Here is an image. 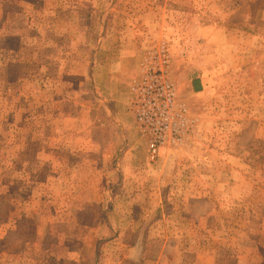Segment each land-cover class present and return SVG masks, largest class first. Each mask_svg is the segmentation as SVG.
<instances>
[{
  "label": "rangeland",
  "instance_id": "obj_1",
  "mask_svg": "<svg viewBox=\"0 0 264 264\" xmlns=\"http://www.w3.org/2000/svg\"><path fill=\"white\" fill-rule=\"evenodd\" d=\"M213 20L204 35L248 37L251 60L220 61L195 92L194 36ZM154 40L198 121L191 145L146 158L148 182L107 137L120 136L111 118L135 126L126 91ZM244 101L251 120L234 123ZM193 165L215 187L184 202L173 191ZM13 225L0 236L22 244L11 264H264V0H0V234Z\"/></svg>",
  "mask_w": 264,
  "mask_h": 264
},
{
  "label": "crops",
  "instance_id": "obj_2",
  "mask_svg": "<svg viewBox=\"0 0 264 264\" xmlns=\"http://www.w3.org/2000/svg\"><path fill=\"white\" fill-rule=\"evenodd\" d=\"M220 22L217 20H213L212 24H204V23H199L197 28H200L196 33V36H194V38L200 42L201 46H198V51L196 53V61L194 64V68H195V74L191 79L192 82V86H193V90L195 92H200L203 89V86L205 85V81L206 79L210 76L211 81H216L222 70H220L221 68V63L220 61L222 60H226L229 59L230 56H236V58H243V61L246 62H250L251 60V52H250V42L248 37L246 36H242V38H238V41H231V37H222L220 36L218 33L217 35L215 34H211V36L208 35H204V33H206L208 30L211 31V33L216 30V32L219 31L218 27L220 28ZM247 33H245L244 31H242V35H245ZM232 42H235L237 44V47H234L235 50L237 52L232 53V55H230L231 53V47L229 46V44H232ZM207 46L210 47L209 53L207 54L206 51H204V48H206ZM187 61V60H185ZM208 61H210L211 66H208ZM241 70V69H240ZM238 72V69H233L232 73ZM246 72H248V69H242V74L243 76H248V74H246ZM209 75V76H208ZM244 81V80H243ZM243 86L246 85V83L242 84ZM248 89V93L250 92V87H247ZM243 93H244V88L242 89ZM127 100H128V107H129V89L127 88ZM245 95V93H244ZM248 99V97H247ZM245 102V101H244ZM248 102L243 103V107H242V115L239 116H232V119L234 120V123L238 122V123H244L247 124L250 122L251 120V115L248 112V107H247ZM248 108V109H247ZM127 116L126 117H122V118H111V121H109V123H111L112 126H114V128L116 129V131L118 130L120 133H117V137H115V139L111 138V137H107L108 140H113L114 143L117 144H126L128 147L123 151L124 153L121 155V157H123V164H120V167L122 170H124L125 172H135L136 174H139L140 177L146 178L148 179V182H152L151 177H149V173L151 172V168L149 165H147L146 158H147V152L145 153V151H143L142 153H138V150H136L134 148V146L137 145L138 141H142V138L140 137L136 124L135 126L132 127H128V124L126 123L127 121ZM133 117V116H132ZM231 119V120H232ZM134 120V119H133ZM135 123V122H134ZM115 131V132H116ZM170 148H175V147H170ZM170 148H167L166 150L162 151V154L160 156V161L164 162L168 156H173L174 153L172 150H169ZM176 149V148H175ZM120 150H117V153H119ZM175 151V150H174ZM108 152V151H107ZM111 152V151H109ZM138 155V157H134ZM101 162V160H100ZM142 163V164H141ZM102 164H107V160L104 158L102 160ZM183 166H186L183 164ZM194 166V173L195 176L194 178L191 177V180L189 181V183L186 185V183L184 184V186H181L180 188L175 187L176 189H174L173 191V195L176 196H181L180 199H182L184 202H190V201H195V199L193 198H202L206 195H210V192L207 189L212 190L213 187H215L213 182H208L207 177H203V172L201 173L202 168H200V166L197 169V165H193ZM118 165H116V169H118ZM202 167V166H201ZM123 171V172H124ZM161 171V170H160ZM191 171V170H189ZM185 173H188L187 171ZM171 174V173H170ZM100 177V176H99ZM102 180H104L102 178ZM165 181H167V183L169 184V188H173V185H178V182H173V180L171 178L166 179ZM153 184V183H152ZM168 185V184H167ZM106 186V185H105ZM104 186V187H105ZM182 189V192L179 191V193H176L177 190ZM179 199V200H180ZM209 200H212L211 197L208 198ZM178 200V197H177ZM181 200V201H182ZM18 216V215H17ZM20 216H18L19 219ZM17 227H15L14 225L12 227H6V229H4V231L0 234L1 237H4L6 235V233H10V234H16L17 235ZM24 242V241H23ZM26 244V243H25ZM8 246H3L0 247V261L2 260L3 264H10L14 263V262H20L21 260V247L22 244L17 242L14 244H11V246H9V248H7ZM11 247V248H10Z\"/></svg>",
  "mask_w": 264,
  "mask_h": 264
},
{
  "label": "built area",
  "instance_id": "obj_3",
  "mask_svg": "<svg viewBox=\"0 0 264 264\" xmlns=\"http://www.w3.org/2000/svg\"><path fill=\"white\" fill-rule=\"evenodd\" d=\"M170 51L165 40L149 42L129 85V110L146 146L147 159L156 162L168 147L189 146L198 118L176 101L170 78Z\"/></svg>",
  "mask_w": 264,
  "mask_h": 264
}]
</instances>
